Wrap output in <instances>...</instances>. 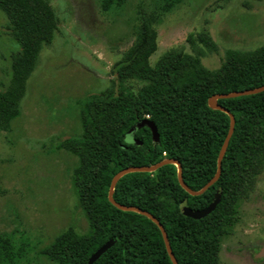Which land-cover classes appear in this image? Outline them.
Listing matches in <instances>:
<instances>
[{
	"label": "trees",
	"instance_id": "trees-1",
	"mask_svg": "<svg viewBox=\"0 0 264 264\" xmlns=\"http://www.w3.org/2000/svg\"><path fill=\"white\" fill-rule=\"evenodd\" d=\"M126 0H101L103 9ZM181 0H157L155 18L139 19L131 45L113 64L110 84L78 100L81 131L58 142L77 158L72 170L73 191L88 228L78 232L68 226L43 248L56 264H87L90 255L109 238L115 243L93 264H172L159 227L135 211L118 209L108 200L112 177L127 167L150 166L165 158L181 164L182 178L199 190L215 174L217 157L229 128V115L208 105L217 93L264 85V44L253 50L227 49L220 66L207 69L201 63L205 50L217 51L207 32L197 40L188 35L190 50L170 49L154 64L156 23ZM7 17L6 30L19 45L11 55L10 78L0 81V131L11 130L21 114L26 83L41 49L51 43L58 17L47 0H0ZM127 79L145 81L135 92L126 91ZM234 116L233 133L221 162L218 179L199 195H191L177 179L175 164L154 171H133L116 182L113 199L136 206L164 226L178 264H219V250L230 226L237 220L239 201L250 198L264 172V91L218 99ZM150 119L151 130L127 131L138 121ZM221 199L200 219L184 216L180 207H207L217 189Z\"/></svg>",
	"mask_w": 264,
	"mask_h": 264
},
{
	"label": "rangeland",
	"instance_id": "rangeland-1",
	"mask_svg": "<svg viewBox=\"0 0 264 264\" xmlns=\"http://www.w3.org/2000/svg\"><path fill=\"white\" fill-rule=\"evenodd\" d=\"M58 17L51 43L38 56L26 83L21 114L0 131V264H56L42 254L68 226L82 233L88 224L77 205L72 170L77 158L58 142L81 131L78 100L105 89L134 39L142 17L155 18L157 0H126L103 9L101 0H47ZM159 22L154 64L170 49L190 50L207 32L217 51L201 55L218 68L227 49L253 50L264 44V0H181ZM0 10V81L10 78L11 55L19 45L6 30ZM145 81L127 79L135 92ZM219 250V264H264V172Z\"/></svg>",
	"mask_w": 264,
	"mask_h": 264
},
{
	"label": "water",
	"instance_id": "water-1",
	"mask_svg": "<svg viewBox=\"0 0 264 264\" xmlns=\"http://www.w3.org/2000/svg\"><path fill=\"white\" fill-rule=\"evenodd\" d=\"M264 91V85L263 86H259V87H255V88H250V89H244V90H238V91H232V92H227V93H217L214 94L212 96H210L208 98V105L213 108V109H219L221 111L226 112L229 115V128H228V132L224 138V141L222 143V146L219 150L218 153V157H217V168H216V172L215 174L201 187V189L199 190H192L190 189L184 182L183 178H182V169H181V164L172 159V158H165L162 161L150 165V166H140V167H127L125 169H122L121 171H119L118 173H116L110 182V186L108 189V200L114 205L116 206L118 209L121 210H125V211H135L138 212L142 215H145L146 217H148L149 219H151L153 222H155L157 224V226L160 229L164 244H165V248L167 250V253L172 261V264H178L171 246L169 244V240H168V236L167 233L164 229V226L162 225V223L156 218L154 217L151 213L136 207V206H127V205H123L120 204L118 202H116L113 199V192H114V187L116 185L117 180L124 174L128 173V172H133V171H154L155 169L166 165V164H175L177 167V179L178 182L180 184V186L185 189L189 194L191 195H199L201 193H203L209 186H211L219 177L220 173H221V162H222V158L224 156L225 153V149L226 146L228 144V141L233 133L234 130V124H235V119L233 114L226 108L222 107L220 104H218V99L221 98H231V97H237V96H243V95H249V94H255L258 92ZM142 127H148L151 130V135L152 138L155 141H158L159 139V133L157 131V126L155 125V123L150 120V119H142L138 122H136L126 133L125 139L127 142L129 143H134L137 144L138 143V139L135 137V133L138 129L142 128ZM221 199V189H217L212 202L205 208L202 209H193L187 205H182L180 207V211L184 216L187 217H191L193 219H200L204 216H206L207 214H209L211 211H213L215 209V206L219 203ZM115 243V239L114 238H109L105 243H103L101 246H99L89 257L87 264H93L95 260H97L108 248H110L113 244Z\"/></svg>",
	"mask_w": 264,
	"mask_h": 264
}]
</instances>
